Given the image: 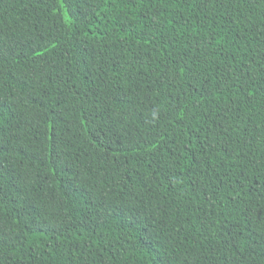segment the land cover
<instances>
[{
	"label": "trees",
	"instance_id": "trees-1",
	"mask_svg": "<svg viewBox=\"0 0 264 264\" xmlns=\"http://www.w3.org/2000/svg\"><path fill=\"white\" fill-rule=\"evenodd\" d=\"M0 264H264V0H0Z\"/></svg>",
	"mask_w": 264,
	"mask_h": 264
}]
</instances>
